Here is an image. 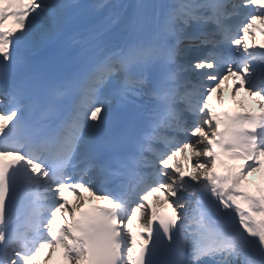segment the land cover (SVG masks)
<instances>
[{"label": "snow or ice", "instance_id": "1", "mask_svg": "<svg viewBox=\"0 0 264 264\" xmlns=\"http://www.w3.org/2000/svg\"><path fill=\"white\" fill-rule=\"evenodd\" d=\"M258 21L264 0H0V264H264ZM70 32L54 76L31 53ZM226 84L261 111L218 112Z\"/></svg>", "mask_w": 264, "mask_h": 264}, {"label": "bare ground", "instance_id": "2", "mask_svg": "<svg viewBox=\"0 0 264 264\" xmlns=\"http://www.w3.org/2000/svg\"><path fill=\"white\" fill-rule=\"evenodd\" d=\"M109 2H115L114 0H109ZM125 3L133 2V0H124Z\"/></svg>", "mask_w": 264, "mask_h": 264}]
</instances>
